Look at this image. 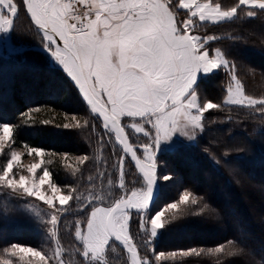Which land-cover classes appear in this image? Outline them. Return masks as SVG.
Here are the masks:
<instances>
[{
    "label": "snow or ice",
    "instance_id": "1",
    "mask_svg": "<svg viewBox=\"0 0 264 264\" xmlns=\"http://www.w3.org/2000/svg\"><path fill=\"white\" fill-rule=\"evenodd\" d=\"M245 6L249 9L245 15L252 18L257 15L253 9L264 11V0H237L228 8L217 0H19V3L0 0V33L6 36L11 33L20 7L25 8L41 36V51L70 78L90 112L100 120L109 141L114 138L120 147L122 154L112 167L118 173L116 186L124 190L118 198L110 199L107 206L104 201L111 196V178L107 180V194L90 190L85 196L75 188H69L64 194L44 166L43 149L24 145L28 155L40 157L39 162L27 166L21 163L24 153L5 152L9 142H14V129L8 123H0V156L6 157V163L0 165V190L33 197L46 204L51 212L45 223L50 226L48 231L54 243L50 255L13 243L3 250L0 264H66L65 250L59 241L57 213L67 211L66 206L73 200L83 201L84 210L91 207L86 226L80 221L75 224V239L82 245L79 254L84 264H108V251L114 250L113 241L119 242L126 251L127 264H153L147 255H140L133 241L130 211L139 213V230L155 238L170 223L165 219L166 213L172 212L175 219L181 205L197 203L193 193L185 190L178 194V201L149 216L158 179L153 149L158 150L163 142H170V148L178 147L179 137L194 140L196 130H203L204 113L221 107L211 100L201 104L196 91L198 79L222 67L230 69L232 83L226 89L223 103L264 113V97L246 94L242 81L235 75V64L229 62L225 53L216 48L210 55L207 46L219 37L194 34L198 23L233 20ZM72 119L76 121L73 127H81L75 116ZM146 125L153 131L147 130ZM129 130L153 140L140 146L143 159L130 142ZM100 142L101 155L96 159L106 164L102 155L103 136ZM129 155L144 181L142 187L130 192L126 190L124 169ZM88 159L86 155L77 157L80 165ZM25 167L28 174H20L18 170ZM38 170L42 174L37 179ZM79 171L78 167L73 168V175ZM106 175L104 171L98 172L100 178ZM162 179L168 181L172 177L165 175ZM224 250V245H219L208 249V253ZM203 252L204 249L191 248L181 250L179 255L198 256ZM177 255L171 252L166 256L161 252L154 260L174 259Z\"/></svg>",
    "mask_w": 264,
    "mask_h": 264
},
{
    "label": "trees",
    "instance_id": "2",
    "mask_svg": "<svg viewBox=\"0 0 264 264\" xmlns=\"http://www.w3.org/2000/svg\"><path fill=\"white\" fill-rule=\"evenodd\" d=\"M217 2L228 8L237 0ZM248 10L242 7L238 17L230 21L198 25L203 35L219 37L210 46L222 49L227 59L235 64L236 75L246 94L264 97V11L253 9L257 15L249 18L245 15ZM24 16L27 21H21L19 34L25 45L42 46L41 36L27 17L25 8L20 7L15 22ZM226 75L220 68L197 81L201 102L211 100L221 107L204 114V127L196 140L189 146L157 153L158 176L170 175L172 179L160 180V191L153 206L178 201V194L185 190L193 193L197 203L181 205L175 219L173 213L168 212L166 219L170 223L159 231L146 253L141 242H137L141 256L147 255L153 264H264V113L223 104ZM61 114H83L85 118L80 120L81 127H73L75 123H70L66 128ZM85 121L88 122L86 126ZM0 122L14 125L19 144L89 157L83 165L78 163L70 167L56 156H50L52 177L68 187L67 190L75 188L77 193H86L101 187L106 191L109 189L107 180L111 178L110 191L117 193L118 176L112 165L122 154L120 147L104 140L102 153L106 164L97 162L96 157L101 155L100 137L105 134L101 122L92 115L69 78L43 51L26 49L0 54ZM76 167L80 171L73 175ZM99 171L107 175L100 178ZM134 179L136 185L140 183L132 165L125 183L134 187ZM249 201L257 203L258 207L250 208ZM82 203L70 201L67 211L59 216V241L65 250L66 264H73V258L78 257L67 248L77 244L71 241L75 240L76 220L68 228L72 229L69 233L65 232L63 224L75 215L91 211V207L82 209ZM25 206V196L0 190V256L13 243L39 249L51 244L49 228L40 224ZM135 233L136 237H142L137 228H134V236ZM68 240L74 244L70 245ZM219 245H224V252L208 253V249ZM191 248L204 249V252L198 256L179 255L181 250ZM161 252L166 256L171 252L178 255L174 259L155 261L154 256Z\"/></svg>",
    "mask_w": 264,
    "mask_h": 264
},
{
    "label": "rangeland",
    "instance_id": "3",
    "mask_svg": "<svg viewBox=\"0 0 264 264\" xmlns=\"http://www.w3.org/2000/svg\"><path fill=\"white\" fill-rule=\"evenodd\" d=\"M19 1V0H18ZM25 13H26V9H25ZM19 14V13H18ZM27 15V14H26ZM28 17V16H27ZM29 18V17H28ZM23 20V21H22ZM25 22V21H27V18H26V16H24V19L23 18H21V19H19L17 22H15L14 21V29H13V31L11 32V42H10V45H7V37H8V34H7V36H6V34H4V33H0V54H6V53H12V52H18V51H20L23 47H25V46H30V45H25L26 43L23 41V38H22V35H21V33L19 34V27H20V25L22 24V22ZM199 24V23H198ZM197 24V27L195 28V30H194V34H198V35H200V36H212V35H203V31H202V29L200 28V26ZM34 26V25H33ZM35 27V26H34ZM36 30V29H35ZM201 31V33H199L198 31ZM212 42V41H211ZM210 42V43H211ZM210 43H209V45L207 46L208 48H209V50H210V55L211 54H213V51H214V49H216V48H213V47H211L210 46ZM220 49V48H219ZM222 50V49H221ZM223 51V50H222ZM227 58V57H226ZM230 62V61H229ZM231 63V62H230ZM221 69H223L224 71H225V73L227 74L226 75V77H227V84H226V89H227V87L229 86V84L230 83H232V81H231V76H232V72H231V70L230 69H227V68H221ZM209 75V74H208ZM235 75H236V70H235ZM207 76V75H206ZM237 76V75H236ZM204 77V76H203ZM238 78V77H237ZM239 79V78H238ZM240 80V79H239ZM241 81V80H240ZM197 91V90H196ZM197 94H198V91H197ZM226 95H227V93H226ZM198 96H199V94H198ZM200 98V97H199ZM256 98H259V97H256ZM224 100V99H223ZM200 102H201V100H200ZM205 101H203V102H201V104H203ZM224 104V103H223ZM225 105H230V104H225ZM236 106H238V105H236ZM37 112H39V114L41 113V114H43L42 112V110L41 109H37ZM45 113V112H44ZM205 114V113H204ZM93 115V114H92ZM30 116V115H29ZM73 116H75L76 117V120H78V121H80V120H84V118H85V116L83 115V114H81V115H77V114H61L60 115V118H61V120H63L64 122H65V124H70V123H76V121L75 120H73L72 119V117ZM94 116V115H93ZM127 122V121H126ZM0 123H2V122H0ZM8 124H10V123H8ZM11 126H13V129H14V131H15V127H14V125L13 124H10ZM146 127V129L147 130H149V131H153L152 129H151V126L150 125H146L145 126ZM201 131L202 130H196V132H195V139L194 140H189V139H187L186 137H179L178 138V142H179V146L178 147H175V148H170L168 145H169V143L170 142H163V143H161V145H160V147H159V149L158 150H156L155 148L153 149V151L155 152V162H156V156H157V153L158 152H161V151H169V150H174V149H177V148H180V147H184V146H189V145H191L195 140H196V138L200 135V133H201ZM129 133H130V135H129V138H130V140H131V142H132V144L134 145V147L136 148V150H137V155L141 158V159H143V151H142V149H141V145H143V144H149V143H153V140H152V138H150V137H146V136H144L142 133L141 134H136V133H134V132H131L130 130H129ZM177 136H178V134H177ZM105 139L104 140H106V142L107 143H109V144H113V142L116 144V142H115V140H114V138L112 139V140H110L109 141V138H108V136H106L105 134H104V136H103ZM176 137H174V139H175ZM13 140H14V142H9V145L8 146H6V148H5V152H10L11 150H16V151H19V152H22V153H24V155H23V157H22V160H21V163H22V165H24V166H27V165H29V164H31V163H36V162H39V160H40V157H37L35 154H33V155H28L27 154V149L24 147V145L25 144H19V143H17V141H16V138H15V135L13 136ZM117 145V144H116ZM29 147H31V146H29ZM36 148H40V147H36ZM41 149H43V148H41ZM103 149H104V147H103ZM44 150V152H45V155H44V157H43V159L45 160V167H47L48 169H49V171H50V167H49V165H50V163H47L48 161H50V156L53 158V156H56V158L57 159H59L61 162H63L64 164H66V165H69V166H75L76 164H78V160H77V157H83V155H78V154H74V153H69V152H60V153H55V152H51V151H48V150H45V149H43ZM101 150V149H100ZM102 155H103V153H102ZM121 155V154H120ZM120 155H118V157L117 158H119V156ZM103 159H104V155H103ZM117 161H118V159H117ZM4 163H6V157H4V156H0V165H3ZM117 162L115 161V164H116ZM114 164V165H115ZM130 167H132V163L130 162V160L128 159V157L125 159V164H124V169H125V178H126V174H128V172H129V169H130ZM135 169V168H134ZM19 172H20V174H25V175H27L28 173H27V169H26V167L25 168H23V169H20V170H18ZM51 172V171H50ZM135 173L138 175V177L140 178V183H138L137 185L135 184V181H136V179H134V187H133V184H132V186H128V183H125V186H126V190L127 191H131L132 189H134V188H140V187H142L143 186V183H144V181H143V179L141 178V176L137 173V171H136V169H135ZM40 174H42V170H38V173H37V179H38V177H39V175ZM158 175V174H157ZM117 176H118V173H117ZM163 176H165V175H161V176H158V180H159V183H160V180H163L162 179V177ZM51 179H52V182L53 183H55L59 188H61V190H62V192L64 193V194H67V188L68 187H64V186H62L61 184H59V183H57L54 179H53V177H51ZM117 184H118V181H117ZM128 186V187H127ZM46 187V186H45ZM3 191H7V192H10L9 190H6V189H2ZM91 191H94V190H91ZM98 191H103V192H105L106 194L108 193V191H109V189L108 190H106V191H104V189H102L101 187L98 189ZM124 190H120L119 188H118V190L116 191L117 193L119 192L120 193V195L122 194V192H123ZM116 193V194H117ZM49 194H51L50 192H49ZM85 196L88 194V192H84L83 193ZM116 194H114V193H112V191H111V196L110 197H108V198H110V199H112V198H117V197H119L120 195H116ZM25 199H26V208H27V210L29 211V213L31 214V215H33L37 220H38V222L40 223V224H42V225H45L46 227H50L47 223H45V221L48 219V214L51 212V209H49L48 208V206L46 205V204H44L42 201H39V200H37V199H35V198H33V197H26L25 196ZM108 202H109V200H105V206H107V204H108ZM249 203V207L250 208H254V207H258L257 205V203H255V202H251V201H249L248 202ZM167 204H161V203H157V204H155L154 206H153V208H152V212H150L149 213V216L150 215H153L154 214V212L155 211H159L161 208H163V207H165ZM57 207H59V205H58V203H57ZM260 207V206H259ZM90 211V210H89ZM88 211V212H89ZM37 213H39V215H37ZM58 214V216H60L61 214L60 213H57ZM130 215H131V221H130V233H131V235H132V238H133V241H134V243L136 244V246H137V248L139 249V251H140V247L138 246V244H137V242H141L140 244V246L143 248V252H147V250H148V247H150V245L152 244V242H153V240H155L156 238H157V236L155 237V238H152V237H150V235H149V233L148 232H143V231H140L139 230V213H137V212H130ZM76 217H72L71 219H69V221L68 222H66V223H64L63 225V229L65 230V232L66 233H69L70 231H72V229H70V230H68V228H71V226L73 225L72 224V222H73V220H76V221H80L81 222V225L82 226H86V221L85 220H87V218H86V216H88V213H84V215L82 214V215H75ZM84 216H85V219L83 220V218H84ZM166 217H167V213H166V215H165V219H166ZM85 221V222H84ZM76 223V222H75ZM134 228H137L138 229V231L140 232V234H142V237H139L138 235H137V237H136V233H135V236H134ZM49 240H50V245H48V247H44V248H42V249H39V248H37L38 250H41V251H44L46 254H51V251L53 250V248H54V243H53V241H51V238H50V235H49ZM71 241H74L75 243H77L76 244V247H74V246H67V248H69V251H70V253H73V251L74 252H76V255H78V257H74L75 258V260H74V258H73V261H75L73 264H84V261H80L79 259L80 258H82V256L79 254V252L80 251H82V245L80 244V242L79 241H77L76 239L74 240L73 238H72V240ZM68 242H69V244L70 245H73L74 243H70V241L68 240ZM113 243V247H114V250H112V248H110L109 249V251H108V264H127V259H128V256H127V253L122 249V248H120L118 245H116V243L113 241L112 242ZM20 245H22V246H29V245H24V244H20ZM30 247H32V246H30ZM33 248H36V247H33ZM77 250H79V251H77ZM142 256H144V255H142ZM83 259V258H82Z\"/></svg>",
    "mask_w": 264,
    "mask_h": 264
},
{
    "label": "water",
    "instance_id": "4",
    "mask_svg": "<svg viewBox=\"0 0 264 264\" xmlns=\"http://www.w3.org/2000/svg\"><path fill=\"white\" fill-rule=\"evenodd\" d=\"M26 14H27V12H26ZM27 16L29 17V19H30V16L27 14ZM30 21H31V19H30ZM8 37H10V39L8 38ZM8 37H7V45H10V42H11V33H9L8 34ZM41 48H42V46H25V47H23L20 51H22V50H26V49H35V50H40L41 51ZM66 75V74H65ZM69 80H70V78H69ZM71 81V80H70ZM71 83L73 84V86L76 88V86L74 85V83L71 81ZM76 90L78 91V89L76 88ZM78 93H79V91H78ZM79 95H80V97H81V94L79 93ZM82 98V97H81ZM83 100V99H82ZM85 104H86V102H84ZM86 106H87V104H86ZM88 107V106H87ZM88 109H89V107H88ZM90 110V109H89ZM94 115V114H93ZM95 116V115H94ZM96 117V116H95ZM97 118V117H96ZM130 142H131V140H130ZM132 143V142H131ZM134 146V145H133ZM128 157V159L130 160V162L132 163V165L134 166V168L136 169V171H137V173L141 176V178L143 179V177H142V175L139 173V170L136 168V166H135V162L131 159V157H130V155L129 156H127ZM157 178H158V175H157ZM159 191H160V183H159V180L157 179V186H156V192H155V197H154V202H155V200H156V198H157V196H158V194H159ZM154 204V203H153ZM130 212H136L134 209L133 210H131ZM115 242V241H114ZM120 248H122L123 249V247L119 244V242H115ZM124 250V249H123ZM139 250V249H138ZM125 251V250H124ZM126 252V251H125ZM139 253H140V251H139ZM141 255V254H140Z\"/></svg>",
    "mask_w": 264,
    "mask_h": 264
}]
</instances>
